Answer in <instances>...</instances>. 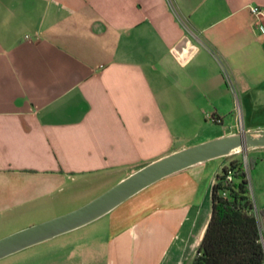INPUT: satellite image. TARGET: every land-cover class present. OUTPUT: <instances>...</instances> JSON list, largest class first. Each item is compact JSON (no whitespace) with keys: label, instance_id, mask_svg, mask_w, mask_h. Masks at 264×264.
<instances>
[{"label":"crops","instance_id":"1","mask_svg":"<svg viewBox=\"0 0 264 264\" xmlns=\"http://www.w3.org/2000/svg\"><path fill=\"white\" fill-rule=\"evenodd\" d=\"M251 4L264 0H0V178L29 179L48 202L67 180L70 193L106 188L176 149L264 128ZM247 150L255 170L264 146ZM222 163L176 170L98 216L113 260L191 264ZM248 177L264 206V181Z\"/></svg>","mask_w":264,"mask_h":264},{"label":"rangeland","instance_id":"2","mask_svg":"<svg viewBox=\"0 0 264 264\" xmlns=\"http://www.w3.org/2000/svg\"><path fill=\"white\" fill-rule=\"evenodd\" d=\"M248 152V150L237 149L228 154V157L241 159L250 177L255 173L258 179L264 181V161L256 166L255 170H251L253 167L248 168V157H251L248 156ZM215 157H221L222 164L228 163L225 155ZM221 167H218L217 172H220ZM67 181L66 193L64 191L54 198L50 196L47 202L39 200L42 197H38L39 194L36 191L38 187L29 179L0 178V237L71 210L111 186L93 188L87 192L70 193L69 189L76 183L73 180ZM254 182L252 179L251 189L252 193L254 191L255 205L261 208L253 187ZM261 224L264 233V217L261 218ZM106 226V216L98 217L82 226L0 257V264H117L109 253Z\"/></svg>","mask_w":264,"mask_h":264},{"label":"water","instance_id":"3","mask_svg":"<svg viewBox=\"0 0 264 264\" xmlns=\"http://www.w3.org/2000/svg\"><path fill=\"white\" fill-rule=\"evenodd\" d=\"M257 146H264V128L228 133L171 151L130 172L85 203L1 236L0 257L81 226L176 170L237 149Z\"/></svg>","mask_w":264,"mask_h":264},{"label":"trees","instance_id":"4","mask_svg":"<svg viewBox=\"0 0 264 264\" xmlns=\"http://www.w3.org/2000/svg\"><path fill=\"white\" fill-rule=\"evenodd\" d=\"M254 161L248 157V168ZM228 174L232 179H227ZM210 198V217L191 264H261L264 250L248 171L241 159L232 157L222 165L211 185ZM258 210L264 217V206Z\"/></svg>","mask_w":264,"mask_h":264},{"label":"built area","instance_id":"5","mask_svg":"<svg viewBox=\"0 0 264 264\" xmlns=\"http://www.w3.org/2000/svg\"><path fill=\"white\" fill-rule=\"evenodd\" d=\"M249 9H250L251 13L254 16V22L257 25V27L261 31H264V6H261V5H258V4H251V5H249ZM177 55H178V57H179V59L181 61H184V58H186L185 55L182 54V53L178 52ZM218 120H220V119H218ZM227 179L228 180L232 179V175L228 174L227 175ZM250 187H251V185H250ZM251 191H252V189H251ZM222 193L224 195L227 194L226 191H223ZM252 197H253V209H254L255 215H256V217L258 219L259 241L261 242L263 250H264V233H263L262 224H261V216H260L258 207L255 205L253 193H252ZM261 264H264V254H263V258H262Z\"/></svg>","mask_w":264,"mask_h":264}]
</instances>
